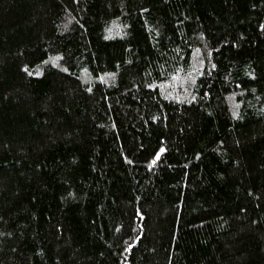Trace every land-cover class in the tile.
I'll return each mask as SVG.
<instances>
[{
	"label": "trees",
	"instance_id": "trees-1",
	"mask_svg": "<svg viewBox=\"0 0 264 264\" xmlns=\"http://www.w3.org/2000/svg\"><path fill=\"white\" fill-rule=\"evenodd\" d=\"M0 264H264V0H0Z\"/></svg>",
	"mask_w": 264,
	"mask_h": 264
}]
</instances>
